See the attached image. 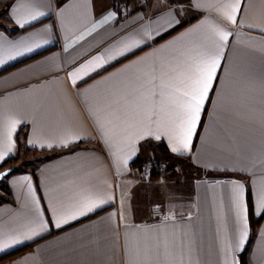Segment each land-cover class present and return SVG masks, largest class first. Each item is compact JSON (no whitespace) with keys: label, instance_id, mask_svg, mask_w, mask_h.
Wrapping results in <instances>:
<instances>
[{"label":"crops","instance_id":"obj_1","mask_svg":"<svg viewBox=\"0 0 264 264\" xmlns=\"http://www.w3.org/2000/svg\"><path fill=\"white\" fill-rule=\"evenodd\" d=\"M183 6L0 0V264H264V0ZM209 55L185 150L174 89Z\"/></svg>","mask_w":264,"mask_h":264},{"label":"snow or ice","instance_id":"obj_2","mask_svg":"<svg viewBox=\"0 0 264 264\" xmlns=\"http://www.w3.org/2000/svg\"><path fill=\"white\" fill-rule=\"evenodd\" d=\"M232 8L233 11H236L239 8V5H232ZM228 19L235 22L234 16H229ZM221 39L226 40L227 34L222 33ZM218 64V56L214 57L209 55L198 60L190 71L182 74L184 77L180 81L182 87L174 89V92L178 94L181 100V114L179 123L175 124L170 131L181 145V148L185 150L188 149L190 145L192 133L196 127L201 110L207 99ZM159 138V136L156 137V139ZM181 148L174 146L172 151L179 152L181 151ZM239 195L240 194H237L238 199ZM261 207H264V198L261 200ZM89 210H91V208H89ZM241 243H243V240Z\"/></svg>","mask_w":264,"mask_h":264},{"label":"built area","instance_id":"obj_3","mask_svg":"<svg viewBox=\"0 0 264 264\" xmlns=\"http://www.w3.org/2000/svg\"><path fill=\"white\" fill-rule=\"evenodd\" d=\"M123 9H126L127 5H122ZM170 159L163 156H152L144 161H141L139 164H133L131 171L133 173L137 172L142 177H150L152 175H161L164 174L170 164ZM156 213H159V205H155ZM159 210V211H158Z\"/></svg>","mask_w":264,"mask_h":264},{"label":"trees","instance_id":"obj_4","mask_svg":"<svg viewBox=\"0 0 264 264\" xmlns=\"http://www.w3.org/2000/svg\"><path fill=\"white\" fill-rule=\"evenodd\" d=\"M122 1H128V0H122ZM161 148H162V151H161V156L163 157H166V158H169L171 157L170 153L168 152V149L166 148V145L164 143H162L161 145ZM20 150H22L23 152L22 153H27V152H32L33 151V148H28V147H23V146H20ZM21 152V151H20ZM21 157V153L20 155H18L17 157H12L10 159H8L5 163L3 164H0V170L2 169H5V168H8V167H11L12 170H17L19 167H16L14 166V164L20 159ZM141 162V161H140ZM140 162L136 163V164H139ZM2 182L3 180L0 182V186H2ZM3 200V198H0V201ZM259 220L257 221H254L252 219V233H251V239L253 238V235L257 229V226L259 224ZM244 264H248L247 262V254L244 256Z\"/></svg>","mask_w":264,"mask_h":264},{"label":"rangeland","instance_id":"obj_5","mask_svg":"<svg viewBox=\"0 0 264 264\" xmlns=\"http://www.w3.org/2000/svg\"><path fill=\"white\" fill-rule=\"evenodd\" d=\"M116 1V6L119 8V9H122V10H128V9H134V8H137L139 6H144L146 4H151V2H153L154 0H128L127 2L126 1H122V0H115ZM177 2H181L185 7L187 8V4H188V0H176ZM132 2V3H131ZM126 4L127 7L126 9H123L122 5ZM130 4V5H129ZM24 156H27L25 155V153L23 154ZM34 158V157H32ZM30 161H33L32 159ZM170 164L169 166H171L172 164V160L170 159ZM28 163H29V160H28ZM28 163L24 164L25 166L26 165H29ZM169 168V167H168ZM139 178V177H138ZM157 215L161 216L163 215L162 211H160Z\"/></svg>","mask_w":264,"mask_h":264},{"label":"water","instance_id":"obj_6","mask_svg":"<svg viewBox=\"0 0 264 264\" xmlns=\"http://www.w3.org/2000/svg\"><path fill=\"white\" fill-rule=\"evenodd\" d=\"M12 171L11 167L0 170V182Z\"/></svg>","mask_w":264,"mask_h":264}]
</instances>
